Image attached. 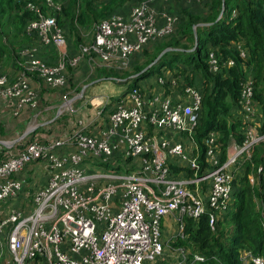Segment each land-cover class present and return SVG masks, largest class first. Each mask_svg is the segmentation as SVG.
<instances>
[{
    "label": "built area",
    "instance_id": "2783aa9c",
    "mask_svg": "<svg viewBox=\"0 0 264 264\" xmlns=\"http://www.w3.org/2000/svg\"><path fill=\"white\" fill-rule=\"evenodd\" d=\"M154 2L141 0L126 16L112 13L96 22L91 41L79 47L74 63L86 57L93 65L127 69L135 53L175 29L177 17L160 13ZM42 5L53 13L62 7L55 0L27 3L36 18L26 29L39 42L56 47L59 60L47 65L33 45L22 47L17 59L22 70H17L15 80L9 82L0 72V97L10 100L15 116L25 106H37L39 96L31 78L49 88L66 84V36L55 15L45 14ZM237 47L245 57L246 52ZM207 61L213 73L234 64L232 59L221 64L212 50ZM156 80L160 85L166 82L162 75ZM179 81L171 84L178 87ZM253 91L252 77L246 76L239 97L240 109L248 118L244 139L230 144L222 163L215 133L204 140L205 159L212 167L204 175L198 174L200 164L192 154L195 147L163 134L168 130L190 134L197 123L201 93L185 83L177 100L141 87L125 91L108 113V126L98 135L79 128L68 136L41 140L28 137L34 130L29 124L19 138L0 140V202L9 201L0 205V264H146L164 251L161 224L165 217L174 216L181 237L184 217L197 218L207 212L213 229L230 206L233 169L264 140L255 119ZM170 162L189 168L192 174L174 171ZM39 174L43 183L28 179ZM203 181L209 182L206 195L197 189ZM261 216L264 230V208ZM174 255L175 264L204 260L196 253L189 256L186 247H175ZM241 260V264H264L262 256L248 250L242 252Z\"/></svg>",
    "mask_w": 264,
    "mask_h": 264
},
{
    "label": "trees",
    "instance_id": "16d2710c",
    "mask_svg": "<svg viewBox=\"0 0 264 264\" xmlns=\"http://www.w3.org/2000/svg\"><path fill=\"white\" fill-rule=\"evenodd\" d=\"M55 1L62 5L58 13L50 12L45 5L41 6L43 12L55 15L66 41L72 36L78 41L81 29L92 27L112 13L127 15L131 6L141 0ZM221 1L187 3L178 0L177 6L169 10L177 17L174 31L135 53L131 57L130 71L124 74L139 73L163 49L174 48L128 80L127 90L140 87L141 80L162 75L166 69L175 71L183 84L199 87L201 106L197 123L190 134L179 133L182 139L191 141L195 147L192 154L197 155L199 175L208 173L212 168L205 159L204 143L210 132L216 135L214 144L219 163L225 160L231 143L241 144L244 139L245 124L234 112L240 108L241 83L246 76H251L253 80V99L261 115L259 132L264 133V0H224L222 15L217 19ZM29 2L40 4L43 0H0V62L2 56H7L17 66L18 51L36 38L26 29L29 21L36 18V14L27 8ZM204 23L207 24L200 25ZM12 39L20 42L19 48L14 46ZM238 45L246 52L245 57L240 56ZM210 50L216 53L221 64L227 59H232L234 64L221 66L216 73L211 72L207 61ZM169 164L176 172L184 171L188 176L192 174L189 168L178 167L172 162ZM233 173L230 206L218 216L214 228L208 223L207 212L197 218L184 217L183 237L177 235L171 241L174 247H186L189 256L195 253L203 256L204 260L195 264H241L244 250L264 258L261 216L264 208V140L254 147L249 159L236 164ZM250 175L256 177L254 183L250 182ZM206 184L207 189L209 182L206 181ZM231 206L233 209L230 211Z\"/></svg>",
    "mask_w": 264,
    "mask_h": 264
},
{
    "label": "crops",
    "instance_id": "0c3cea01",
    "mask_svg": "<svg viewBox=\"0 0 264 264\" xmlns=\"http://www.w3.org/2000/svg\"><path fill=\"white\" fill-rule=\"evenodd\" d=\"M183 1L185 2V0H183ZM177 2H178V0H155L154 5H155V7H157V9H159L160 13H162V12L169 13V10L171 8H173V7L175 8L177 6ZM205 24H207V23L200 24V25H205ZM92 35L93 34H91V37H92ZM33 41L35 42L33 44V46L35 47V49L37 51V56L43 61H47V62L52 63V60L54 61L52 55H54V51L58 53V49H56V47H54L53 45L43 44V43L39 42L37 39L33 40ZM71 41H72L71 38L70 39L68 38V41H66V51H68L70 55L75 54L78 51V50L76 51V47L73 46ZM167 48H169V47H167ZM170 48H172V47H170ZM192 49H189V50H192ZM57 61L55 60V62H57ZM88 64H91V63L89 62V60L86 57H82L80 59V64H79L78 69L76 71L77 72L76 73L77 78L75 81L78 82V84L76 86L83 83V81L86 78H89L88 77L89 76V69L87 67ZM14 66L15 65H14L13 61H11L10 66H8V68H7V70L10 72L12 71L11 73L13 74L12 78L8 77L9 82H13L15 77H16L17 70L16 71L14 70V68H16V66L15 67ZM92 66H95L94 68L97 70L96 73L99 74V77L90 80V82L87 84H85V83L81 84L82 88H81L80 92H78L76 95H73L74 93H72L73 96L72 95L68 96V97H70V101L76 100V102H77V105L74 107L73 112L68 113L70 115V117L66 118V116H64V119L61 120L59 118L60 116H58L57 113L53 114L50 117V115L52 114L51 108L54 105L46 106L43 109L44 115H42L41 117H38V121L40 120V122H41L40 125H43V126H41L39 128V130H36V132H34L33 134L31 133L30 136H28L29 138H33L35 136H38L41 138V140H47V139H51V138L64 137V136L70 135L75 129H79V128H83L86 133L98 135L99 131H101L102 129H105L108 126V113L110 112V109L112 108V106H113L114 102L117 100V98L120 95L124 94V92L127 90V88L125 89L123 87L115 88L113 86V83L114 82L120 83V84L125 83L126 85H128L129 81L127 82L126 78L130 80L131 78L135 77L136 74L125 76L124 78H123V76H121L122 74H120L123 71L124 72L130 71L131 61H130V65L127 69H121L117 66L115 67V65H111L112 67H106L104 65H93V63H92ZM0 68H1V71L3 69H5L3 61L0 62ZM109 73H112V74L110 75ZM104 74H109V75L103 76ZM115 74L120 75V78L115 76ZM159 76H161V75H159ZM162 76H164V78L166 80L164 85H160L156 80L157 77L155 76L149 80L146 79L143 84H140L141 89H143L144 91L157 93L160 96L170 95L173 100L179 99L178 94H179V91H181L180 85L182 83V81H179V79L181 80L180 76L176 75L175 71H172L169 69L164 70L162 73ZM172 80H178L179 81V82H177V85H176L178 87H175V85L171 84ZM37 83H38V85H40V84L43 85V83L40 80H38L36 78H33V79L31 78L32 86L39 92V94L41 95V98H42L43 96H46V94H43L40 92L41 91L40 86L38 87ZM84 87L85 88L87 87V88L85 89ZM196 88H199V87L196 86ZM84 89H85V91L83 92ZM56 91L58 94H60L59 96L61 97V100L59 102L63 103L64 97H66L67 93L72 92L73 90H71V88H66V87L63 88V86H62V87H58L56 89ZM64 92H66V93H64ZM54 94L55 93H53L52 95H54ZM47 96H48V94H47ZM6 100L10 102L9 99H4V97H0V114L6 113V112H7V114H9L8 110H10V112H11V109H7L8 107L7 108L5 107V101ZM62 103L57 104V105H62ZM34 110H35L34 108H31L29 106H25L21 110V112L17 115L18 124L24 123V125H26V123H29L32 120V118H34L33 117L35 115V113H33ZM98 112H102L101 117L97 116ZM234 113L236 115H238L243 122L248 120V118L246 116H244V113L240 108L235 109ZM11 115H13L12 112H11ZM71 115H73V116L71 117ZM81 115H82V117H81ZM88 116H89V118H86ZM73 117H74V120H75V118L79 117V119H77L75 121V125L72 122ZM260 117H261L260 112L257 111V115H256L255 119L259 123H260V119H261ZM71 118H72V121H71ZM33 121H35V120H33ZM163 134H164V136H166L168 139H170L172 141L179 140V141L185 142V144L187 142V141H185L186 139H182V137L179 134L176 135L175 133L170 132V130L164 131ZM21 135H22V133H21ZM192 146H193V143L191 141L188 142V147L192 148ZM42 177H43V175L39 174V177H37V175H36V177L35 176H29L28 179L30 181H33L34 179H36L37 184H38V183L44 182L42 180ZM204 195H206V192L204 193ZM174 220H175V218L173 215H169V216L165 217L162 220V231L164 232L165 225H167L168 222L170 223V225L172 223L175 224L176 221H174Z\"/></svg>",
    "mask_w": 264,
    "mask_h": 264
},
{
    "label": "rangeland",
    "instance_id": "374dc122",
    "mask_svg": "<svg viewBox=\"0 0 264 264\" xmlns=\"http://www.w3.org/2000/svg\"><path fill=\"white\" fill-rule=\"evenodd\" d=\"M93 30H94L93 26L92 27L90 26V28H87V29H81L79 31L80 39L78 41L76 40L75 37L72 36V38H71L72 41L71 42H72L73 46L76 47V51L78 50L77 53L70 55L68 51H65L64 74H65L67 83L63 86V88L64 87L71 88V90H73V91L67 93L66 97H64V102L63 103L59 102L61 100V97L59 96L60 94H58L57 91H56L57 88L44 87L42 84L38 85V83H37L38 87L40 86V90H41L40 92L43 93V94H46V96H43L41 98V95L37 91L39 99H38L37 106L35 107V110L33 111V113H35V115L33 116L34 118H32V120L29 123H26V125H24V123L18 124L17 116L11 115L10 110H8L9 114H7V112L6 113H1L0 114V140H14V139H16L17 137H19L21 135V133H23L26 130V128L28 127L29 124L34 126L33 127L34 130L31 132L32 134L34 132H36V130H39V128L41 126H43V125H40L41 122H40V120L38 121V117H41L42 115H44V110L43 109L46 106H48V105H54L51 108L52 114L50 115V117L53 114H56V113L58 114V116H60L59 118L61 120L64 119V116H66V118L70 117V115L68 113L73 112V109L77 105V102H76V100L75 101L74 100L70 101V97H68V96H71L72 93H74L73 95H76L78 92H80V90L82 88L81 84H83V83L87 84V83L90 82V80L99 77V74L96 73L97 70L92 66V64H88L87 67L89 69V76H88L89 78H86L83 81V83H81L80 85L76 86L78 84V82L75 81L76 78H77V76H76L77 72L76 71H77L78 66L80 64V60L77 61L76 63H74V59L77 57V54H79V47H81L84 44H86V43L91 41V38H92L91 34H93ZM34 40H36V39H34ZM12 41H14V46H17L18 48L20 47L19 46L20 42L18 43V41H16L15 39L14 40L12 39ZM34 43L35 42H32L31 44L25 43L27 45L24 44L25 45L24 48L25 47L26 48L27 47H32V45ZM10 47L13 48L11 45H10ZM52 57L54 59V61L52 60V63L47 62V61H43V62L46 63L47 65H53V64L57 63V62H55V60L56 61L59 60L58 53L54 51V55H52ZM2 58H3L2 61H3L5 69H3L1 71V68H2L1 67L0 68V72L5 73L8 77L12 78L13 77V74L11 73L12 71L10 72V71L7 70L8 66H10V62L12 61V58L7 57V56H2ZM13 60H14V58H13ZM19 61L22 62V59H20ZM139 62H140V60H139ZM141 64H143V63L141 62ZM18 69H19V71H21L22 67H20L17 64V66H16V68H14V70L16 71ZM109 74L111 75L112 73H109ZM109 74H104L103 76H107ZM116 74H115V76L120 78V76L116 75ZM120 74H122L121 76H123V78L125 77V75H124L125 72L124 71L122 73H120ZM153 77H154V75L148 77L147 79L149 80V79H151ZM126 80L128 82L129 79L126 78ZM145 80L146 79L141 80L140 84H143ZM113 86L115 88L123 87L125 89L128 87V85H126L125 83L120 84V83H116V82L113 83ZM85 89L83 90V92L85 91ZM53 93H55V94L52 95ZM64 93H66V92H64ZM47 94H48V96H47ZM60 103H62V105H57V104H60ZM10 104L11 103L9 101H7V100L5 101V107L6 108L8 107L7 109H10L9 108ZM72 116L73 115H71V117ZM101 116H102V114L100 115V117ZM81 117H82V115H81ZM86 118H89V116L86 117ZM77 119H79V117L75 118V120H74V117H73V121H72V118H71V121L74 123V125H75V121ZM33 120H35V121H33ZM186 144L188 146V142H186ZM0 150H1V144H0ZM249 178H252V181H250L251 183H254V181H256V177L253 176V175H250ZM204 185L207 186L206 181H203V182L199 183V185L197 187L199 192H201L202 190H203V193L206 192V187ZM8 204H9V201L0 202L1 206L8 205ZM259 205L261 206V203H259ZM232 209H233V207L231 206L230 207V211ZM178 232H179V227H178L176 222H175V224L172 223L171 225L168 222V224L165 225L164 232L162 231V224H161V233H162L161 241L163 242L164 251H163L162 255L159 257V259H157V260H155L153 262L146 263V264H175V255H174L175 247L173 245H171V241L174 240V238L177 236Z\"/></svg>",
    "mask_w": 264,
    "mask_h": 264
},
{
    "label": "water",
    "instance_id": "95a60500",
    "mask_svg": "<svg viewBox=\"0 0 264 264\" xmlns=\"http://www.w3.org/2000/svg\"><path fill=\"white\" fill-rule=\"evenodd\" d=\"M223 9H224V0H222L221 1V10H220V12H219V15H218V17H217V19H219L220 17H221V15H222V12H223ZM196 44H197V41H196V39H195V44H194V46H196ZM171 49H174V48H165V49H163L159 54H158V56L150 63V64H148L145 68H143L139 73H137L136 75H139L141 72H143V71H145L146 69H148L150 66H152L153 64H155L157 61H158V59L165 53V52H167L168 50H171Z\"/></svg>",
    "mask_w": 264,
    "mask_h": 264
}]
</instances>
